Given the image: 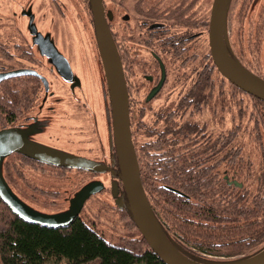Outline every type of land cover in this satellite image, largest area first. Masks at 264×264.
I'll return each instance as SVG.
<instances>
[{
  "label": "flooded vegetation",
  "instance_id": "af4514ba",
  "mask_svg": "<svg viewBox=\"0 0 264 264\" xmlns=\"http://www.w3.org/2000/svg\"><path fill=\"white\" fill-rule=\"evenodd\" d=\"M212 1L0 0V116L4 117L0 130L28 131L30 144L91 160L99 169L58 166L18 152L4 156L1 163L16 153L57 170L81 172L86 184L75 190L99 182V189L90 196L108 189L109 201L119 208L116 199L121 198L124 206L127 199L112 104L97 38L96 24L101 19L125 80L129 132L139 174L146 162L158 165V172L165 164L170 177L176 158L173 149L178 146L174 132L186 135L199 126L203 132L221 131V80L208 43ZM224 20L235 23L232 32L224 24L228 53L261 78L264 0H227ZM55 122L63 129L60 135L55 133ZM38 136L41 139L36 140ZM187 154L181 159L185 177L223 179L227 184L242 178L217 154L196 163ZM8 185L27 206L46 214L66 211L78 192L72 196L73 183L63 191L54 184L47 189L52 192L50 199L35 201ZM60 198L66 209L41 205L55 206Z\"/></svg>",
  "mask_w": 264,
  "mask_h": 264
},
{
  "label": "trees",
  "instance_id": "16d2710c",
  "mask_svg": "<svg viewBox=\"0 0 264 264\" xmlns=\"http://www.w3.org/2000/svg\"><path fill=\"white\" fill-rule=\"evenodd\" d=\"M215 70L221 80L220 97L225 84L239 89ZM252 98L257 117L246 134L237 133L236 113L230 111L228 122L232 125L235 121L234 124L223 129L224 117L221 114V131L218 134L203 132L201 126L194 133H173L178 146L173 149L176 158L170 177L165 164L160 167L162 172H158V165H141L140 179L154 218L169 243L193 262L218 264L231 261L210 254L218 248L232 249L231 255L239 254L232 259L236 260L264 247V101ZM232 102L236 101L232 99ZM221 103L222 107L225 106L222 100ZM3 118L0 116L1 120ZM245 139L249 142L248 149L243 142ZM185 143L187 145H181ZM185 151L194 163L216 158L217 154L226 167L236 169L247 178L254 172L259 177L243 189L229 185L223 179L185 177L181 165ZM3 166L5 163L1 164V169ZM118 209L127 213L134 225L128 207ZM0 263L165 264L139 231L138 235L124 242H111L79 214L65 225L43 226L19 218L1 199Z\"/></svg>",
  "mask_w": 264,
  "mask_h": 264
},
{
  "label": "water",
  "instance_id": "95a60500",
  "mask_svg": "<svg viewBox=\"0 0 264 264\" xmlns=\"http://www.w3.org/2000/svg\"><path fill=\"white\" fill-rule=\"evenodd\" d=\"M226 1L213 0L211 4L208 23L210 56L215 67L225 79L244 92L264 101V80L234 60L228 53L224 43L223 29ZM100 21L97 20L96 24L97 38L112 104L120 177L127 199L124 206L128 207L139 233L165 264H203L187 259L169 243L150 209L142 187L129 132L127 90L122 68L107 27L103 21L102 23ZM27 132L22 129L12 128L0 130V199L13 213L25 221L43 226L65 225L78 216L85 200L90 194L99 189L100 183L91 182L81 188L70 199L68 209L62 213L46 214L38 212L27 206L11 190L2 173V158L12 152H18L34 159L63 167H77L92 171H97L99 167L95 162L85 158L32 145L26 139ZM230 183L238 187L242 186L241 181H228V184ZM112 187V195L115 196L114 183H112ZM177 193L186 196L179 191ZM122 201L121 198H117V205L122 207ZM218 264H264V247L250 256Z\"/></svg>",
  "mask_w": 264,
  "mask_h": 264
},
{
  "label": "rangeland",
  "instance_id": "374dc122",
  "mask_svg": "<svg viewBox=\"0 0 264 264\" xmlns=\"http://www.w3.org/2000/svg\"><path fill=\"white\" fill-rule=\"evenodd\" d=\"M228 26L229 28H231L230 32H232V29L235 30V23L228 22V20H226V29H228ZM231 36H233V34L230 35V39H232ZM262 61L263 66H259L261 67V69L258 70L262 73L261 78L264 80V56L262 57ZM223 86L222 95L220 97V102L222 100L224 102L223 104L225 105L221 107V114L224 117V121H222V128L226 129L227 127H230L234 124L235 121L232 123V125L228 122V112L233 111L236 113V118L234 117V119L236 120L235 127L237 126V133L241 132L242 135V132H245L246 134V132H249V130L251 129L253 119L257 117V109L255 108L254 102L252 101V95L237 88L234 92L233 88L229 89V87H233L229 84H225ZM231 93H234L233 98L231 97ZM234 98H236V102H232V99ZM57 125L58 124H56L55 122L54 129H56V131H54L57 135H60L63 129L58 127ZM68 137L69 135L67 136V138ZM43 138L45 140V137ZM37 139H41V136H38L36 140ZM243 142L246 143V149H248L249 142H247V139L243 140ZM58 143L59 142H56V144ZM2 172L6 181L20 196L22 195L24 197L32 198L35 201H41L42 199H45L46 201L50 199V195L52 194V192L47 191V189L52 188L54 184L61 191H63V189L68 188L73 183L74 191L72 193V196L78 191L75 189L80 188L81 186L86 184V176L81 172L72 174L70 173L71 170H57L54 167L36 163L29 159H24L23 156L16 153L11 154L7 157L5 166L2 167ZM236 173L237 175L242 177L239 180L242 182V186L240 187L242 189L246 185H248L251 180L259 177V174L257 175V173L255 172L251 175L250 178H247L248 176L245 174H240L239 171H237ZM68 174L70 175V177L67 176ZM72 175L74 178V182L72 180ZM37 184L40 185V188L37 186ZM105 184L108 185L109 182H106ZM107 191L108 189L103 192H98L86 199L84 206L79 213L80 217H82L88 223H93L95 227L102 232L103 236L111 242H124V240L130 237H135L136 235H138L136 226L131 224L127 213L118 209L115 205L112 204V202L109 201L111 197L109 196V193ZM69 192H72V188L69 190ZM253 193L254 192L252 191V194ZM58 201L59 204H55V206H50L46 203L41 205L62 210L66 209L67 204L65 202H62L61 198ZM231 251L232 249L230 248H218L213 250L210 254H213L216 258L219 259L225 258V260H232L236 257H239V254L231 255Z\"/></svg>",
  "mask_w": 264,
  "mask_h": 264
}]
</instances>
